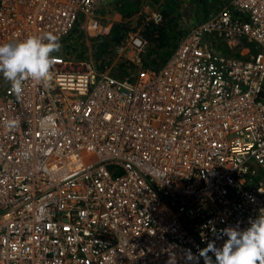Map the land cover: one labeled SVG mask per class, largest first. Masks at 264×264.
Listing matches in <instances>:
<instances>
[{"label":"built area","instance_id":"2783aa9c","mask_svg":"<svg viewBox=\"0 0 264 264\" xmlns=\"http://www.w3.org/2000/svg\"><path fill=\"white\" fill-rule=\"evenodd\" d=\"M105 1L0 0V44L62 45L51 88L17 97L0 77V264H183L209 221L244 230L264 212V0H226L158 68L129 18L114 48L137 70L120 77L93 40L66 48L79 25L98 33Z\"/></svg>","mask_w":264,"mask_h":264},{"label":"clouds","instance_id":"9594fccd","mask_svg":"<svg viewBox=\"0 0 264 264\" xmlns=\"http://www.w3.org/2000/svg\"><path fill=\"white\" fill-rule=\"evenodd\" d=\"M61 47L59 37L53 33L0 44V77L17 97L22 95L27 80L51 88L54 80L51 69L55 61L52 54ZM17 125L18 121L11 120L6 127L11 129ZM207 226L215 239L208 240L203 248L197 246L195 254L185 249L179 257L183 264H199L201 259L203 264H264V212L251 219L244 230L239 227L217 230L211 221ZM223 237L226 239L217 247L216 240ZM177 259L175 253H170L166 264H176Z\"/></svg>","mask_w":264,"mask_h":264},{"label":"rangeland","instance_id":"374dc122","mask_svg":"<svg viewBox=\"0 0 264 264\" xmlns=\"http://www.w3.org/2000/svg\"><path fill=\"white\" fill-rule=\"evenodd\" d=\"M167 3H172L174 11L173 14H169L166 19V21L170 20V30L172 32L167 34V38L163 45L158 46L149 43L144 58L142 59V65L144 67L158 68L162 66L171 55L183 33L186 32L191 24L195 23L196 16L198 17L200 15V17H202L201 13H197V8H195V12L193 8H191L192 3L190 0H140L139 8L142 10L141 14H136L131 17V22H129L131 23V27L138 28L140 24H147L155 14L161 16L162 12L168 7ZM200 11L203 12L204 8H200ZM97 18L102 28H99L96 35L85 31V29L79 25L76 31L68 38V45H66V48L71 51V54L80 55L83 48H87L84 46L83 41L85 39H91L93 40V44H90V50L88 52L93 55L94 60L98 62L99 65L105 64L115 76L120 77L126 73L127 70H129L131 74H134L137 70L136 66L131 63L128 64L123 57V53L122 55H118L119 53H117L114 48L116 45V37L111 33L113 25L117 23L125 24L126 27L130 28L129 23L122 18L119 19L116 17L114 12H107L102 8L98 12ZM88 40L86 41L89 45Z\"/></svg>","mask_w":264,"mask_h":264},{"label":"trees","instance_id":"16d2710c","mask_svg":"<svg viewBox=\"0 0 264 264\" xmlns=\"http://www.w3.org/2000/svg\"><path fill=\"white\" fill-rule=\"evenodd\" d=\"M140 0H106L102 9L107 12L118 13L123 20H128L139 11ZM168 7L161 14V21L158 24H154L152 21H148L144 26V35L148 39L149 43L154 45H163L167 34L172 32L170 30V20L166 21L169 14H173L172 3H167ZM125 24H115L111 28V33L116 37V43L119 42L124 29ZM123 29V31H122ZM122 31V33H121Z\"/></svg>","mask_w":264,"mask_h":264},{"label":"crops","instance_id":"0c3cea01","mask_svg":"<svg viewBox=\"0 0 264 264\" xmlns=\"http://www.w3.org/2000/svg\"><path fill=\"white\" fill-rule=\"evenodd\" d=\"M190 1L192 3L191 8H193L194 12H195V8H197L198 9L197 13L199 12L202 14V17H200V15L198 17L196 16L195 22H197V21L203 20L206 17V15L208 14V12H211L212 10H214L215 8H217L218 6L223 4V2H225L226 0H190ZM200 8H202V9L204 8V11L201 12ZM139 10H140V8H139ZM115 16L118 17L119 19H121V16L118 13H115Z\"/></svg>","mask_w":264,"mask_h":264}]
</instances>
